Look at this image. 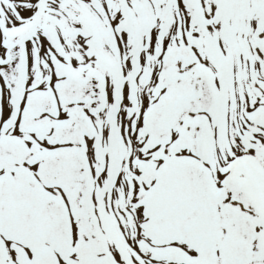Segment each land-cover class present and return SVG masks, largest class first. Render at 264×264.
I'll use <instances>...</instances> for the list:
<instances>
[{
    "label": "snow or ice",
    "instance_id": "1",
    "mask_svg": "<svg viewBox=\"0 0 264 264\" xmlns=\"http://www.w3.org/2000/svg\"><path fill=\"white\" fill-rule=\"evenodd\" d=\"M0 264H264V0H0Z\"/></svg>",
    "mask_w": 264,
    "mask_h": 264
}]
</instances>
